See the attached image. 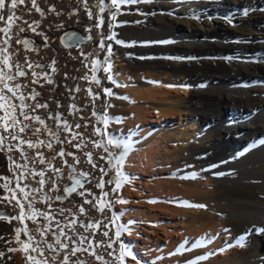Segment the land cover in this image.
Wrapping results in <instances>:
<instances>
[{"label": "bare ground", "instance_id": "1", "mask_svg": "<svg viewBox=\"0 0 264 264\" xmlns=\"http://www.w3.org/2000/svg\"><path fill=\"white\" fill-rule=\"evenodd\" d=\"M139 1L142 5L121 4L115 20L111 16L115 9L106 8L100 13L96 7H92L94 18L89 19L79 0H37L45 11L44 17L34 9L30 14L17 10V15L22 14L29 23L40 21L37 32L44 35H36L24 25L26 31L18 38L26 36L32 41L28 50L16 43L14 28L9 49L15 53L12 59L23 63L27 58L45 66L56 62L55 73L48 69L56 85H30L41 93V103H49L47 111L40 109L35 114L45 119L49 112L64 114L73 128L77 123L81 125L74 131L82 133L87 144L79 151L67 143L63 145L81 163L73 171L57 158L54 164L63 169L62 175H56L57 184L62 192L73 175L87 172L84 189L99 196L100 189L95 184L101 175L100 165L108 169L105 181L115 178L117 167L126 177L116 192L111 191L114 183L105 184L104 191L109 194L102 201L107 205L103 214L87 205L85 215L80 217L85 223L101 221V231L109 230L113 240L120 225L130 230L123 231L108 250L113 256L103 248L97 249L106 260L119 254V244L123 242L136 256L135 260L126 257L125 264H264V142H259L264 136V34L260 33L264 29L258 28L264 25V0H239L250 15L249 21L222 17L226 10L237 11L233 0ZM147 2H151L150 6ZM88 3L91 7L98 0ZM109 3L105 0V4ZM50 6H55L61 15L49 12ZM20 7L30 8V0ZM97 15L104 20L100 28L95 27ZM67 29L79 32L84 41L61 46L59 35ZM113 32L122 43L105 39ZM102 40L104 48L100 47ZM81 50L85 55L80 54ZM92 61L97 62L99 88L83 79L86 74L92 76ZM108 64L116 83L106 79L109 73L103 69ZM257 79L261 84L256 83ZM20 82L30 84L28 78H20ZM77 86L79 92L69 91ZM89 87L100 93L94 103L86 92ZM105 87L113 95H105ZM30 88L24 89L25 94ZM72 104L81 111L71 109ZM70 111L72 115H68ZM178 116L187 128H173L175 122H166ZM95 128L106 130V134L93 135ZM109 136L120 145H107L111 157L90 142L101 140L107 144ZM27 138L35 139L30 134ZM40 139L48 137L41 135ZM25 150L29 156L34 155L32 150ZM41 151L47 157L53 155L46 148ZM88 151L93 152L97 168H92L84 157ZM10 155L18 163H25L18 152ZM100 155L106 160H99ZM121 155L122 163L117 159ZM66 158L72 162V157ZM109 159L111 164L107 163ZM8 168L9 161L0 153V175L11 176ZM27 183L38 187L34 180ZM49 186L45 185L46 191ZM48 194L54 197L61 193ZM82 203L83 198L73 194L63 203L54 201L52 208H73L78 214L73 205ZM36 207L48 210L39 202ZM0 212L18 215V209L6 204H0ZM57 219L64 221L59 215ZM25 223L28 229L34 228L31 221ZM23 227L18 220H0V252L5 253L0 264H28L27 254L15 240L14 229ZM78 231L84 232L79 227ZM242 235L245 239L241 241ZM97 238H102L99 233ZM21 239H26L23 231ZM8 248L17 251L9 252ZM78 256L87 264H99L87 253Z\"/></svg>", "mask_w": 264, "mask_h": 264}, {"label": "snow or ice", "instance_id": "2", "mask_svg": "<svg viewBox=\"0 0 264 264\" xmlns=\"http://www.w3.org/2000/svg\"><path fill=\"white\" fill-rule=\"evenodd\" d=\"M79 2L83 5L84 11L89 19L94 18L92 7H96L100 13H103L106 8L109 10L115 9V11H111L112 19L115 20L119 14L121 4L135 2V0H110L109 4H105V0H98V3L91 7L89 6L88 0H79ZM25 4L26 0H0V23H2V26H0V153H4L6 156L9 161L8 170L12 173L11 176L0 175V181H2L0 183V189L4 190V194L0 195V204H6L7 206H13L18 209V215L16 216H10L5 212H0V220L8 223H11L13 220H18L24 225L23 229H14L16 232L15 240L25 254H27L28 264H87L86 260L80 259L78 256V254L83 255L84 253L93 257L99 264H125L126 257H131L135 260L136 256L133 254L131 248L123 242H120L119 254L113 260H106L105 256L97 251V249L103 248L108 256H113V253L108 250L112 249L113 243L119 240L123 231H130L124 225L119 226V229L114 233L116 240H113L109 236V230L101 231V221L95 220L85 223L80 219L86 213L84 205H90L103 214L107 205L102 201L109 194L104 191L105 184L114 183L115 187L111 191L116 192L122 186V179H126L119 167L116 168L115 178L105 181L104 177L108 175V169L103 165L99 166L101 175L95 184V187L100 189L99 196L93 194L89 189H84L83 182L80 179L73 178L71 186H64L62 192L60 186L57 184L56 175L63 174V169L54 164L57 158L61 160L64 166L73 171H75L76 165L81 163L80 158L74 152H66L63 145L67 143L79 151L82 150V146L87 147V144L84 143L83 134L74 131V128H81V125L77 123L73 128V125L69 123L64 114L59 112L53 114L49 112L46 119L53 121V125H49L45 118L35 114L40 109L47 111L49 109V103H41L38 99L41 93L35 87L30 88V85H39L40 87H43L44 84L56 85L57 82L53 79L51 73H55L57 69L55 67V60L52 61L51 65L45 66L33 64L27 58H25L23 63L12 59L15 53L10 52L9 49L11 48L10 42L13 39L14 28L17 34L16 43H23L25 49L28 50H31L32 41L26 39L22 41L18 38L19 33L26 31L24 25L27 26V30H31L36 35H44L43 32H37L40 21L37 20L29 23L23 19L22 14L17 15V10L21 13L27 11L30 14L34 9L41 17L45 16V11L40 7L37 0H30V8L20 7ZM48 11L55 13L57 16L61 15L55 6H50ZM96 20L95 27L100 28L104 24L102 16L97 15ZM18 21H23V23H17ZM88 31H91V29L89 28ZM88 39H91V36ZM105 39L114 40L118 44L122 43V41L116 39L114 32ZM45 46L47 45L45 44ZM104 46L102 40L100 47L104 48ZM107 53L108 56H111V45L107 46ZM80 54L82 56L85 55L83 50H81ZM88 55L92 54L89 53ZM92 63L94 66L92 76L89 77L86 74L83 79L89 81V83H95L99 88L101 86V80L95 75L97 62L92 61ZM49 68L51 69V73L48 71ZM36 69H40V71ZM110 69V64L103 69L105 73H109L106 79L112 83H116L110 74ZM65 75L67 78V74ZM20 78H28L30 84L21 83ZM26 88H30L27 94L24 92ZM80 90L78 86L69 88L70 92H79ZM102 91L107 96L113 95L110 88L105 87ZM86 92L92 98L93 103L96 99L100 98V93L94 91L91 87ZM56 105L57 108L61 107L58 100L56 101ZM70 107L75 112L81 111L75 104H72ZM72 114V111L68 113V115ZM93 115H96L95 111H93ZM98 119L102 118L98 117ZM103 119L104 123L107 124V119ZM84 127H87V124ZM28 134L35 137V139H28ZM61 134H65L63 135V139L61 138ZM105 134L106 130L100 128L94 129L93 135L104 136ZM41 135H46L48 139H40ZM90 142L94 148L103 149L105 153H108L109 157L112 156V153L109 152L107 145L120 146L119 141L111 136L107 139V144L101 140H91ZM56 145L61 146L57 148ZM44 148L52 152L53 155L50 157L45 156V153L41 151ZM25 149L32 150L34 155L29 156ZM13 151L18 152L20 159L24 160L25 163L21 164L13 159L12 155H10ZM83 155L87 158V162L92 168L98 167L93 159V152H84ZM66 157H72V162L70 163ZM117 159L122 163L123 155ZM99 160H106V157L100 155ZM107 163L111 164V160H107ZM29 165L34 166L30 167ZM36 165L44 167H36ZM80 175L87 179L89 173L81 172ZM28 180H34L38 187H31L27 183ZM13 182H15L14 186ZM46 184L50 185L47 191L45 190ZM78 187L83 190L78 191ZM49 192L61 194L53 197L48 194ZM73 194L83 198L82 204L73 205L78 210V214L73 212V208L53 210L52 204L54 201L63 203L65 199H68ZM88 197H91V199ZM37 202L46 205L48 210L37 208ZM120 202L123 203L124 201ZM198 206L203 207V205ZM66 213L67 215H65ZM57 215L64 217V221L62 222L57 219ZM26 220L31 221L34 225L33 229H28L25 223ZM114 222L115 218L113 220ZM78 227L83 228L84 232H79ZM103 228L107 229L108 225H103ZM22 231L26 239H21ZM84 233H89V235H85ZM97 233L102 238L98 239ZM49 236L51 239H49ZM0 239H3V237H0ZM7 243H11V241H7ZM8 251L15 252L17 249L8 248ZM29 253H36L37 255L32 256ZM4 256L5 253L0 252V259ZM73 257L77 258L73 260ZM201 259H206V257H201Z\"/></svg>", "mask_w": 264, "mask_h": 264}, {"label": "rangeland", "instance_id": "3", "mask_svg": "<svg viewBox=\"0 0 264 264\" xmlns=\"http://www.w3.org/2000/svg\"><path fill=\"white\" fill-rule=\"evenodd\" d=\"M234 1V4H233V6H235V7H237V13L236 12H231V11H229V10H226L225 12H224V14H222L223 16V18H227V17H230L231 19H233V18H240V19H242V20H244L245 18H246V21L248 20H250L251 18H250V15H249V13H245L244 12V10H243V6H241V4H239V0H233ZM135 5H142L141 4V2L139 1V0H135V2H133ZM145 4H147V5H149L150 6V4H151V2H147V3H145ZM142 9V8H141ZM245 9H247V7H245ZM139 11H140V9H139ZM228 14H231L230 16L228 15ZM238 16V17H237ZM241 21V20H240ZM236 23H239V22H236ZM264 27V25H259L258 26V28L259 29H264L263 28ZM260 33H262V35L264 34V31H262V32H260ZM49 49V48H48ZM70 70H72V66L70 67ZM256 83H258V84H261L260 83V81L257 79L256 80ZM202 84H204V83H202ZM262 85H264V83H262ZM51 88V87H50ZM172 90H174V88H171ZM191 89V88H190ZM173 94L174 95H176V93L175 92H173ZM259 111H256V114L258 113ZM232 114H233V112H231ZM251 117H250V119H252L253 118V115H250ZM168 120V121H167ZM166 120V122H168L169 124L171 123V122H175V124L176 125H174L173 126V128L174 127H181L182 129L183 128H187L188 127V125H187V123H183V118L181 117V116H178V117H176L173 121H172V119H167ZM157 125L159 126L160 125V123H157ZM169 129H170V127H169ZM259 142L260 143H262V142H264V136L263 137H260V139H259ZM174 175H175V173H174ZM84 207L86 208L87 207V205H84ZM245 239V236L244 235H242L241 236V238H240V240L242 241V240H244ZM197 242H198V239H197ZM128 262H129V260H128Z\"/></svg>", "mask_w": 264, "mask_h": 264}, {"label": "water", "instance_id": "4", "mask_svg": "<svg viewBox=\"0 0 264 264\" xmlns=\"http://www.w3.org/2000/svg\"><path fill=\"white\" fill-rule=\"evenodd\" d=\"M29 40L28 37H23L21 40ZM59 44L63 47H68L70 45H72L73 43L75 42H80V41H84V37H82L80 35L79 32H77L76 30H73V29H67L65 31H63L60 35H59ZM22 46L24 47L23 43H21ZM32 46V44H31ZM25 48V47H24ZM73 178L75 179H80L83 184L86 182V179L83 177V176H80V175H73L71 178H70V182L68 184H66L67 186H71L72 182H73ZM64 185V186H66ZM79 188V187H78Z\"/></svg>", "mask_w": 264, "mask_h": 264}]
</instances>
